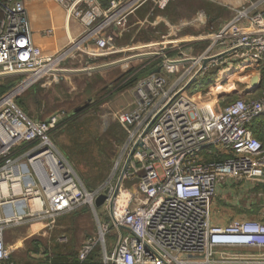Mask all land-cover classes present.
Listing matches in <instances>:
<instances>
[{
	"label": "built area",
	"instance_id": "obj_1",
	"mask_svg": "<svg viewBox=\"0 0 264 264\" xmlns=\"http://www.w3.org/2000/svg\"><path fill=\"white\" fill-rule=\"evenodd\" d=\"M53 1L81 24L82 32L64 47L43 54L33 40L22 0H0V74L19 77L0 95V209L8 204L13 208L9 216L0 212V263L13 264L15 247L4 242L3 234L13 222L54 219L88 205L98 235L81 242L78 261L34 264H84L98 246L99 264H264V214L220 222L217 219L225 218L224 200L214 204L232 184H264V149L251 129L255 119L264 117V82L261 92L253 95L262 85V75L256 74L254 84L248 78L238 98L215 109L211 101L187 94L193 81L185 87L202 58L222 52L228 54L208 62L195 79L230 55L245 60L236 59L235 64L259 61L264 73V11L260 10L264 0L234 8L231 18L207 36L179 39L169 32L133 47L117 45L114 36L104 32L122 26L145 3L163 10L176 0H109L105 7L98 0ZM199 24L202 29L206 26L205 17ZM204 40L200 52L189 51L193 43ZM88 44L94 48L88 50ZM139 47L165 58L119 57ZM84 53L92 61L132 57L118 65L125 70L133 68L137 58H144L137 70L154 64L132 85L131 105L115 112L126 137L109 176L93 189L83 185L50 137L64 114L34 119L17 105L35 83L59 78L62 73L57 70L64 69L66 59L83 58ZM137 141L109 209L122 164ZM103 193L106 198L100 206L107 207L108 221L99 219L94 204ZM31 199L40 201L39 209H32ZM17 205L18 215L13 216ZM112 226L119 238L108 252L106 235Z\"/></svg>",
	"mask_w": 264,
	"mask_h": 264
},
{
	"label": "rangeland",
	"instance_id": "obj_2",
	"mask_svg": "<svg viewBox=\"0 0 264 264\" xmlns=\"http://www.w3.org/2000/svg\"><path fill=\"white\" fill-rule=\"evenodd\" d=\"M179 1L181 2V4L178 3ZM251 1L253 2L256 0H251ZM178 2L176 3H178L177 10L180 16L177 20L192 19V17L198 10L199 11L204 10L201 6H198V7H195L193 12H191L189 5L187 4V0H178ZM194 2L196 4H199L202 1L194 0ZM182 4L183 5L185 4L184 7L182 6ZM213 5H215L218 11L222 9L218 7V5L216 4H213ZM143 10H145L144 13L147 12L145 16L148 15V20L149 18L154 19L157 16L159 17L163 16L167 18L168 20H170V18H168L166 15L160 12L162 10L158 11L151 5H145L137 12L135 11L134 16H131L128 18L127 20L128 26L126 25L125 27L126 29L125 34L120 39L119 38L116 39V44L122 47H133V46L144 45V44H147L148 42H153L157 39L156 35H158V33L155 32L156 30L151 28L150 25H148L147 27H149L151 30H149V28H144V27H142L139 30H136V28L131 29L132 26L130 25V23H134L137 20L144 19V16L140 15V11H143ZM225 13H227L228 16H230L232 14V9L230 10V12L228 10H225ZM124 24L122 26H124ZM217 24L219 23L214 22V24H211L213 26L212 28H215V25ZM160 25L161 24H159V26L156 25L155 27L157 28L160 27L161 29ZM212 28L209 27L208 28L209 31H206V32L201 31V30L196 31V30L186 29V30L177 32L176 37H180L181 35H191V34L195 35L194 38L198 37L199 34H203L204 36H207L213 33L214 30ZM146 31H148L147 34H145ZM172 38H175V37H172ZM205 41L207 40H204L201 42L199 41L198 44L199 45L204 44L205 46L206 44ZM201 49L202 47L200 46V48L197 51L199 52ZM145 51H147V49H141V47H139L135 51H132L129 53L126 52L119 57H124V56L126 57V56L133 55V54H141V53H145ZM115 58H118V57L113 56V57L101 58L100 62L102 63H98L96 65L113 61L115 60ZM236 59L238 62L245 61V60H242V57H235L234 55H230L227 58L225 64L228 67H232L235 64L234 60ZM142 60H144V58H142ZM142 60L140 58L135 59L131 64L132 67L139 65ZM76 61H79V60L77 59L74 61V63L66 64L64 68H69L73 70H77V69L82 70V69L88 68L87 66H85L87 61L85 60H80L79 62H76ZM80 62H83V64L84 63L85 64L84 65L79 64ZM223 62L224 60L222 62L209 66L207 71H213L216 66L223 65L224 64ZM119 67L121 69H118L117 66H113L104 71L101 70V71H95L91 73H87V72L65 73V74H62L60 78L51 77V78H45V79L40 80L39 83L37 82L38 84L37 83L34 84V85L37 84L36 87H34L33 89L29 88L20 96L26 107V111L28 113L26 114L34 119L44 120L48 116L56 112L60 114H63L62 112L70 113L73 109L79 107L80 105L85 104V102H88L87 106L90 108L88 113L91 115H94L95 122H99L98 132L101 134L106 129V127L109 126V124H113L116 122L114 115H115V112L117 110H120V108L122 107L121 98L126 97L130 101L131 100L133 101L132 86L122 89V90H118L120 84L118 83L115 84V80L125 70L123 66H119ZM228 69L229 68L227 67L222 68V70L219 72V75H222ZM256 74L258 73L255 72V73L247 74L242 77H237L234 80L231 79L233 76L232 74H230L228 75V79L226 77L227 81H225L226 79L224 80V82L228 84L227 87H222L220 89L211 88L209 90L208 96H202V98L201 96L199 97L197 96L198 97L197 100H200L202 102L211 101L213 105L214 104L216 105L215 106L216 108L221 107L217 105V102L220 105H222L223 102L221 99L217 100L216 96H214L216 93L224 94V102L229 101L227 98H225V95L236 94L239 97L240 96L239 92L242 90V88L246 86L248 82V78L250 79ZM169 79L170 81L173 80L172 77H170ZM203 98L204 100H202ZM125 108H128V107H125ZM58 133L59 135L57 139H59L60 142L69 143V140L67 136L65 135V133H62L59 130H58ZM50 137L53 140V142L56 143V141L52 138V134L50 135ZM115 151H116V154H115ZM112 153L115 154V156L113 154V157H114L113 160H115V158L117 157L118 149L116 150V148H113ZM94 161L95 162H91V164H89V166H91L92 168L88 167V163L85 161H83L81 165L79 164V166H77L76 164H73L72 161H69V163L72 165V167L74 168L79 178L84 177L89 182H92L93 178L96 176L97 171H98L97 168L93 166L94 163L97 162V158H95ZM76 167H80L82 175L80 174L79 170ZM111 170H112V167L109 171V174ZM118 171H119V168L117 172L115 173V177L112 178L111 183L115 181ZM109 174L106 176V178L109 176ZM105 175L106 174H104V177ZM104 177L102 179H104ZM255 195L256 194L253 193L250 196H247V198L246 197L243 198L241 202L242 205L243 206L246 205V200H248L249 198H251L252 201H254L253 204L261 203L259 202V199L255 197ZM216 203L218 202L215 201L214 204ZM251 206L253 205L251 204ZM83 207H86L85 211H78V210L83 209ZM77 211L78 212H76L75 216L66 215L65 217L60 218V219L57 218L56 216L54 219L46 217V218H41L40 220L37 219L35 220V222L34 221H27L23 223L18 222V221L13 222L8 227V229L5 231L6 233L5 238H6V242L11 243V244H15L18 241H20L19 250L15 251V253L13 251L14 254H12L13 256H15L14 258L18 261L17 263H25V262H28V263L31 262L30 264L37 263V259L32 258V256L35 253L34 247L36 248L38 247V252H36V254H38L39 259H42V260L51 256V253L52 254L71 253L72 257L73 255L75 256L77 251L79 250L81 242L84 239H86L87 237L94 236L95 234L98 235V224L94 216V213L90 209V207L88 205H84L81 208L77 209ZM228 211L229 210H224V214L222 215L223 216L229 215ZM96 212L100 220H107V221L109 220V214L107 211V207H105L104 205L97 207ZM217 221H220V220L217 219ZM33 223L34 225L32 226ZM118 238H119V232L114 226H112L108 234L106 235V244H107L108 252L111 250L110 246H114L117 243ZM97 248L95 250V254L99 256L98 259H101L99 254L100 252H102V250H100V248L98 249ZM29 254H31V258ZM19 256H22V258H18Z\"/></svg>",
	"mask_w": 264,
	"mask_h": 264
},
{
	"label": "trees",
	"instance_id": "obj_3",
	"mask_svg": "<svg viewBox=\"0 0 264 264\" xmlns=\"http://www.w3.org/2000/svg\"><path fill=\"white\" fill-rule=\"evenodd\" d=\"M98 1L101 3L102 6L105 7L109 0H98ZM201 1L202 2H200L199 4H196L194 0H187V4L189 5L190 11L193 12L195 7L201 6L204 9L207 18L206 26L204 27L203 31L205 32L209 31L208 28L213 27L211 24H214V22H219L220 24H217L215 25V28H212L213 30H216L220 25H222V23L224 22L223 20L229 17L228 14L225 13V10H228L230 12L231 8L227 7L226 5H222L216 0H201ZM176 2H178V0L170 2L165 7V9L160 11L162 12V14L170 18V20H173V22H178L177 19L180 16L177 10V5L178 3L181 4V2L180 1L178 3ZM145 4L149 5L150 3H145ZM213 4L218 5V7L222 9L218 11L215 5ZM184 5L182 4L183 7ZM138 10L136 9V11ZM157 10L159 11V9ZM231 16L232 14L226 20H229ZM149 30L151 29L149 28ZM160 36H156V38L158 39ZM115 43H116V39H115ZM200 46L203 48L204 44ZM153 67L154 64L151 63L150 65L140 68L139 70H137L138 67H133L130 68L129 70H124L123 73L115 80V84L117 83L120 84L118 90H122L132 86L137 79L147 74L148 72L152 71ZM226 67L229 69L226 70L222 75H219V72L222 70V68H226ZM132 72H134V74L130 76V78L126 79L127 76L130 75ZM255 72L260 73L262 75V85L260 86L259 89H257L253 93L254 96H257V94H259L263 89V82H264V73L259 61L254 63L240 62L237 63L236 65L234 64L232 67H228L224 63L221 66H216L213 71H204L196 79H194L193 82L188 86L187 94L189 96H198V97L201 96L202 98V96H208L209 90L211 88L220 89L222 87H227L228 84H226L224 80L226 79V77L228 79V75L230 74H232L233 76L231 79L234 80L237 77H242L247 74H251ZM10 78H11L10 76H6L0 79V95L8 87H10L19 77L12 76V78L11 79ZM227 79L225 81H227ZM37 84L32 86L30 89L36 87ZM214 96H216L217 100L218 99L222 100L223 102L222 105H220L217 102V105L219 106H223L231 102V100L236 99L238 97L236 94L225 95V98H227L229 101L224 102V94L216 93ZM202 100H204V98ZM87 104L88 102H85V104L80 105L79 107L73 109L70 113L62 112L66 116V119L62 121L61 124H58L55 130H52L51 134H52V138L56 141V144L59 146L58 148L60 149V152L61 153L63 152L62 154L64 155V157L67 160L72 161L73 164L79 166V164L81 165L83 161H85L88 163V167L92 168L91 166H89V164H91V162H95L94 160L95 158H97V162L94 163L93 166L97 168L98 171L96 176L93 178L92 182H89L84 177L82 178L80 177L82 182L88 189H93L96 186H98L100 183H102V181L108 175L113 165L112 161H114L113 160L114 153H112V149L116 148L117 150L119 146L124 142L126 137V132L117 122H115L113 124H109V126L106 127V129L100 134L98 132L99 122H95L94 115L88 113L90 108L87 106ZM17 105L22 110L26 111V107L21 97L17 99ZM215 106L216 105L214 104L213 105L214 109L216 108ZM251 129L254 133V136L259 140L262 148L264 149V117H259L255 119L254 122L251 124ZM58 130L62 133H65V135L69 140V143L60 142V140L57 139L59 135ZM76 168L79 170L80 174L82 175L80 167H76ZM104 174H106L105 177ZM103 177L104 179H102ZM85 210L86 207H83V209L78 211H85ZM78 211L76 209L70 213L78 212ZM34 249L35 252H38V247L37 248L34 247ZM95 250L88 255L84 264H98V262L100 263V259H98L99 256L95 254ZM46 259L50 260L51 262L53 261L55 263H76L78 261V251L75 256L73 255V257L71 253H64V254L51 253V256L47 257Z\"/></svg>",
	"mask_w": 264,
	"mask_h": 264
},
{
	"label": "crops",
	"instance_id": "obj_4",
	"mask_svg": "<svg viewBox=\"0 0 264 264\" xmlns=\"http://www.w3.org/2000/svg\"><path fill=\"white\" fill-rule=\"evenodd\" d=\"M216 1H218L222 5H226L227 7H230L232 9V11L234 8H241L244 6H250L254 2V1L252 2L251 0H216ZM22 2L24 4V8L26 11L27 18H28L30 25H31L33 40H34L35 44L41 48L43 54H49V53H52L53 51H55L57 49L64 47L72 38L77 37L82 32L81 24L77 20H75L74 18L69 17L67 15V13L60 6H58L53 0H22ZM263 2L260 4V10H262V11H264V3ZM145 5H147V4H145ZM149 5H151V4H149ZM141 7H139V8L141 9ZM144 11L145 10L140 11V15L144 16V19L143 20L142 19L137 20L134 23H130V25L132 26L131 29L136 28V30H139L142 27L149 28L147 26L150 25L151 28L156 30L155 32H157L159 36L164 34V33L165 34L169 33V32L170 33H174V32L177 33V32H180V31H183L186 29L203 31L205 26H203V29H202V27L200 28L199 27L200 26L199 20L203 19L204 17H205V19H207L206 13L204 10L203 11L198 10L194 14L192 19L178 20V22H173V20L170 21L163 16L162 17L157 16L154 19L149 18V20H148V15L145 16V14H147V12L144 13ZM134 13L131 15L134 16ZM129 17H131V16L129 15L126 18L124 26L119 25L117 27L109 28L104 33L113 35L115 39H117V38L120 39L125 34V31H126L125 27H126V25L128 26L127 20ZM228 18H225L223 21L226 22L227 21L226 19H228ZM215 23H219V22H215ZM159 24H161L160 25L161 29H160V27L159 28L155 27L156 25L159 26ZM130 25H129V27H130ZM210 28H212V27H210ZM48 30H51L50 34L46 33V31H48ZM147 32L148 31H146L145 34H147ZM158 35H156V36H158ZM173 35H175V34H172L171 37H173ZM189 36L195 37L194 34H191V35H181L180 37H177V38L181 39V38H185V37H189ZM182 45L186 46L187 44L185 43ZM191 46L193 48L189 51L193 50V52L198 53L197 50L200 48V45L198 44V42L193 43ZM87 48H88V50H91L94 48V46H93V44H88ZM77 59L79 61L80 60L87 61L86 64L85 63L84 64L88 68L91 66H94L98 63H102V62H100L101 58H98L97 60L92 61L90 58H88L87 54L84 53L83 58H81L80 56H77L76 58L70 57V58L66 59V61L63 63V67H65L66 64L74 63V61ZM79 61H76V62H79ZM79 64H83V62H80ZM117 68L121 69V68H119V66H117ZM104 70H106V69H104ZM62 74H64V73H62ZM10 77L12 78V76H10ZM122 92H120V93H122ZM131 101L126 97L125 98L122 97L121 98V105H122L121 108L129 107L131 105ZM22 111L24 113H27V111H24V110H22ZM61 123H59V124H61ZM56 146H57V144H56ZM221 190H222V188H219V191H221ZM258 191H261L262 194H257ZM253 193L256 194L255 197L258 198L259 202H261V203L253 204L254 201H252V199L249 198L248 200H246V205L243 206L241 203L242 199L245 197L247 198V196H250ZM219 194H220L221 199L217 198V202H223V200H224V204L221 206V208H222L221 212L224 214V210H229L228 211L229 215H224L225 216L224 219H222V217L219 219V220H221V222L224 221L226 218L233 217V216H237V217H260L261 214H264V184H258L257 186L255 184H244V183L232 184L230 187L225 188V191H222ZM251 204L253 206H251ZM12 211H13V208L9 204L5 207H2V209H0V212L3 213L5 216L11 215ZM70 214L72 216H75L76 212L62 213V214L57 215V218L60 219V218L65 217L66 215H70ZM235 214H237V215H235ZM27 221H30V220L22 221V223L27 222ZM32 221L35 222V220H32ZM33 225H34V223L32 224V226ZM8 227L5 228L4 233H3L5 243H7L6 238H5V234H6L5 231L8 229ZM7 244L14 245V247H15L14 253H15V251L19 250V248H20V245H19L20 241H18L15 244H11V243H7ZM110 247L112 249L113 246H110ZM14 253H12V254H14ZM29 255L31 258V254H29ZM22 256H24V255H22ZM22 256H19L18 258H22ZM14 257L15 256L12 255L10 258V261L13 264H30L31 263V262H29V263L28 262L17 263L18 261ZM100 257H101V255H100ZM32 258L37 259V263L50 261L47 259H44V260L39 259V255L36 254V252L32 256ZM52 263H55V262L52 261ZM0 264H5V263H0Z\"/></svg>",
	"mask_w": 264,
	"mask_h": 264
},
{
	"label": "water",
	"instance_id": "obj_5",
	"mask_svg": "<svg viewBox=\"0 0 264 264\" xmlns=\"http://www.w3.org/2000/svg\"><path fill=\"white\" fill-rule=\"evenodd\" d=\"M228 54V52H222V53H218L216 55H212V56H208V57H204L200 60V68L198 69V71L191 77V79L188 81V83L185 85V87H187L192 81L193 79H195V77L197 76V74L200 72V70L210 61H213V60H216L217 58L221 57V56H224ZM150 55H160L161 58H165V55L163 54H160V53H156V52H152V53H142V54H137L136 56L137 57H147V56H150ZM132 57H127V58H122V59H118V60H115V61H110V62H106V63H103V64H99V65H94L93 67H89V68H85V69H77V70H73V69H69V68H64V69H59L57 70V72L59 73H75V72H87V73H91V72H95V71H101V70H104V69H108V68H111L113 66H118L119 64L123 63L124 61H128L130 60ZM193 59H189V61H191ZM8 74H0V76H6ZM257 76L254 75L251 79H250V83L251 84H254L255 83V80H256ZM66 119V116L63 115L59 121H58V124L61 123L62 121H64ZM139 143V141H137L134 145H132V147L130 148V150L128 151L126 157H125V160L122 164V167H121V170H120V173L118 175V178L116 180V184H115V187H114V192L112 193V197L110 198L109 200V209L111 208V203H112V198L114 196V193L115 191L117 190L118 186L120 185L121 181H122V177H123V174L127 168V165H128V162L131 158V155L136 147V145ZM106 192V191H105ZM106 198V195L103 193V194H100L96 199H95V206L96 207H99L104 199Z\"/></svg>",
	"mask_w": 264,
	"mask_h": 264
},
{
	"label": "bare ground",
	"instance_id": "obj_6",
	"mask_svg": "<svg viewBox=\"0 0 264 264\" xmlns=\"http://www.w3.org/2000/svg\"><path fill=\"white\" fill-rule=\"evenodd\" d=\"M1 189H2V191H3V193L5 194L6 193V186H5V184H2V186H1ZM30 205H31V207H32V209L33 210H35V209H39V207H40V201H38V200H30ZM19 208V206L17 205V209H15V213H14V215L13 216H16V215H18V209Z\"/></svg>",
	"mask_w": 264,
	"mask_h": 264
}]
</instances>
